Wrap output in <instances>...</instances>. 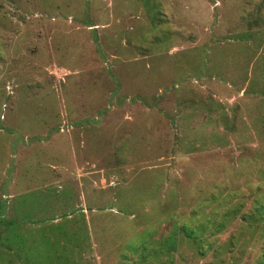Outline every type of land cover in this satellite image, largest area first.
Returning a JSON list of instances; mask_svg holds the SVG:
<instances>
[{
  "label": "rangeland",
  "instance_id": "rangeland-1",
  "mask_svg": "<svg viewBox=\"0 0 264 264\" xmlns=\"http://www.w3.org/2000/svg\"><path fill=\"white\" fill-rule=\"evenodd\" d=\"M0 264H264V0H0Z\"/></svg>",
  "mask_w": 264,
  "mask_h": 264
}]
</instances>
